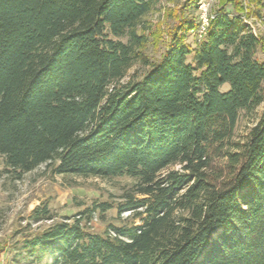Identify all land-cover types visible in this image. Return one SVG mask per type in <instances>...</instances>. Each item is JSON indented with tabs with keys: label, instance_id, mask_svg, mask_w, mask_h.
I'll list each match as a JSON object with an SVG mask.
<instances>
[{
	"label": "trees",
	"instance_id": "16d2710c",
	"mask_svg": "<svg viewBox=\"0 0 264 264\" xmlns=\"http://www.w3.org/2000/svg\"><path fill=\"white\" fill-rule=\"evenodd\" d=\"M153 1L0 0L7 172L134 180L119 204L131 222L99 233L87 222L108 203L56 220L45 202L29 221L51 223L17 250L51 247L53 264H264V116L235 137L264 102V42L220 8L196 46L184 19L151 61L137 28ZM135 63L147 69L130 74Z\"/></svg>",
	"mask_w": 264,
	"mask_h": 264
},
{
	"label": "rangeland",
	"instance_id": "374dc122",
	"mask_svg": "<svg viewBox=\"0 0 264 264\" xmlns=\"http://www.w3.org/2000/svg\"><path fill=\"white\" fill-rule=\"evenodd\" d=\"M220 8L231 15L240 13L264 42V0H234L233 3L228 0H198L197 4H192L190 0H154L151 10L140 19L137 28L138 34L147 36L145 53L151 61L159 60L184 19L197 24L195 30L187 31L184 35L187 43L196 46L202 39L200 23L205 22V18L215 16ZM121 40L126 42L127 37ZM257 57L264 62L261 51H258ZM188 60L191 61V58ZM146 69L144 65L135 63L130 74H142ZM228 86L226 84L222 89ZM263 116L264 102L251 111L242 112L235 137L242 138ZM7 171L5 159L0 156V264H53L51 247L46 253L38 251L32 256L17 250L29 235L45 229L51 223L42 221L30 224L31 211L41 203H48L56 220L94 209L99 203H108L111 208L105 212L97 209L90 221L86 220L88 227L99 233L110 225L131 222L128 218L131 213L129 209L119 212L124 193L131 191L134 184V180L129 177L59 175L45 164L19 179L14 172Z\"/></svg>",
	"mask_w": 264,
	"mask_h": 264
},
{
	"label": "built area",
	"instance_id": "2783aa9c",
	"mask_svg": "<svg viewBox=\"0 0 264 264\" xmlns=\"http://www.w3.org/2000/svg\"><path fill=\"white\" fill-rule=\"evenodd\" d=\"M214 18V16H212L210 19H208V18H205L204 20H205V22H201L200 23V36H204V35H206V33H207V30H208V27H209V24H210V21H211V19H213ZM255 33V32H254ZM256 34V33H255Z\"/></svg>",
	"mask_w": 264,
	"mask_h": 264
}]
</instances>
